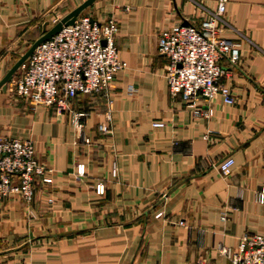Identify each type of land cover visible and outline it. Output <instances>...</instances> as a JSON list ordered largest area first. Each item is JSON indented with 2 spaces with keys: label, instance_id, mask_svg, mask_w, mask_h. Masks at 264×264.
I'll list each match as a JSON object with an SVG mask.
<instances>
[{
  "label": "crops",
  "instance_id": "obj_1",
  "mask_svg": "<svg viewBox=\"0 0 264 264\" xmlns=\"http://www.w3.org/2000/svg\"><path fill=\"white\" fill-rule=\"evenodd\" d=\"M82 1L0 0V79L44 22ZM216 2L96 0L81 13L116 18L123 65L107 95L71 102L73 113L86 115L89 145L78 143L72 116L29 113L0 91V136L30 141L54 170L30 205L0 201V264H228L218 245L235 250L244 236H264V205L256 201L264 186V0L226 2L223 34L240 42V56L220 65L234 104L200 99L207 120L169 95L168 61L157 48L161 31L198 26ZM156 122L164 128H152ZM103 123L108 134L97 129ZM226 157L234 165L223 178L217 165ZM79 164L85 172L77 180Z\"/></svg>",
  "mask_w": 264,
  "mask_h": 264
},
{
  "label": "built area",
  "instance_id": "obj_2",
  "mask_svg": "<svg viewBox=\"0 0 264 264\" xmlns=\"http://www.w3.org/2000/svg\"><path fill=\"white\" fill-rule=\"evenodd\" d=\"M226 2L217 0L215 9L198 26L181 24L166 28L158 36V52L168 61L165 79L169 95L179 97L194 119L207 120L211 116L208 109L197 105L200 99L219 98L226 106L234 104L228 84L222 83L228 74L220 65L221 60L236 64L240 56V42L223 34ZM117 31L118 22L113 16L100 21L90 14H80L73 24L63 25L36 46L21 67V74L11 81L14 93L31 110L70 113L78 143L89 145L82 134L81 120L86 115L73 113L71 102L78 96L107 95L112 88L116 74L123 69L115 44ZM106 121H110L109 113ZM152 128L163 129L164 124L156 122ZM97 129L104 134L110 132L106 123ZM233 165V158L223 159L217 165L219 175L229 177ZM84 172L83 165H76L75 179L83 177ZM115 173L114 169L113 176ZM53 175L54 170L38 160L30 141L0 136V201L15 198L28 206L37 187L51 185ZM103 192V185L98 184L95 193ZM256 201L264 205V186L256 194ZM225 216L222 213L220 219L225 221ZM216 252L228 264H264V236H244L235 250L218 245Z\"/></svg>",
  "mask_w": 264,
  "mask_h": 264
},
{
  "label": "water",
  "instance_id": "obj_3",
  "mask_svg": "<svg viewBox=\"0 0 264 264\" xmlns=\"http://www.w3.org/2000/svg\"><path fill=\"white\" fill-rule=\"evenodd\" d=\"M96 0H84L79 5L61 16L53 25L48 28L49 23L44 22L41 27V34L32 42L29 49L22 54L16 62L6 71L4 76L0 79V91L5 92L6 87L13 80L14 75L20 68L28 61L33 51L40 43L49 39L56 34L63 25L73 24L75 19L87 8L91 7Z\"/></svg>",
  "mask_w": 264,
  "mask_h": 264
},
{
  "label": "rangeland",
  "instance_id": "obj_4",
  "mask_svg": "<svg viewBox=\"0 0 264 264\" xmlns=\"http://www.w3.org/2000/svg\"><path fill=\"white\" fill-rule=\"evenodd\" d=\"M54 19H56V18H54ZM54 19H51V20H50L49 25H48V28H49L51 25L54 24ZM39 30H40V25L38 24V27L36 28V31H37V32L35 33V35H34L33 37H37V35L40 33ZM33 41H34V40H32V38H31L30 42L27 43V46H30V45L32 44ZM28 49H29V48H28ZM20 74H21V68H20V70L14 75L13 80L16 79ZM6 91H8L7 93H8V95H9V101H10V102H12V103H14V104H18V103L23 104L24 107L27 109V111H28L29 113H33V114H35V113H37L38 111H47V113H49V114H52V113H53V114H55V115L58 113V112L55 111V110H51V109H47V108H38V109H35V110H31L30 107H29V105L26 104L21 98H19V97L14 93V91H13V86L11 85V83H9V84L7 85V87H6ZM61 114H62V115H66V116H71V114H70V113H67V112H62Z\"/></svg>",
  "mask_w": 264,
  "mask_h": 264
}]
</instances>
